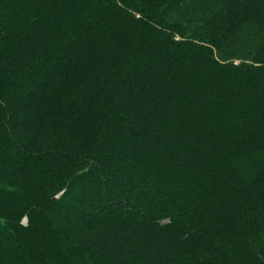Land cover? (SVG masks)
<instances>
[{
  "label": "trees",
  "instance_id": "trees-1",
  "mask_svg": "<svg viewBox=\"0 0 264 264\" xmlns=\"http://www.w3.org/2000/svg\"><path fill=\"white\" fill-rule=\"evenodd\" d=\"M0 31V264H264V0H0Z\"/></svg>",
  "mask_w": 264,
  "mask_h": 264
},
{
  "label": "rangeland",
  "instance_id": "rangeland-1",
  "mask_svg": "<svg viewBox=\"0 0 264 264\" xmlns=\"http://www.w3.org/2000/svg\"><path fill=\"white\" fill-rule=\"evenodd\" d=\"M1 32V31H0ZM21 109H22V113H27L28 111V109H26V108H24V107H20ZM91 195L92 196H94L95 195V190H92L91 191ZM90 195V196H91ZM90 196H88L91 200H94V198H92V197H90ZM86 197V196H85ZM88 197H86V198H88ZM92 202V201H91ZM25 220L23 221L24 223H26L27 222V219L26 218H24ZM203 237L204 235L201 233V234H199L198 235V237ZM215 239H217V237H212V240H215ZM221 240V239H220ZM223 240V243H222V246L224 247L223 248V254H224V257L227 259V261H228V264H239L240 263V260H239V258L240 257H237V255H231V254H233L234 252H236L237 251V243L238 242H236V240L234 239V240H228V239H222ZM224 240H226V241H224ZM215 245H217V248H215ZM213 248L214 249H219V241H215V242H213ZM203 260H204V262L205 263H207L208 261H209V259H208V257H205V258H203Z\"/></svg>",
  "mask_w": 264,
  "mask_h": 264
}]
</instances>
